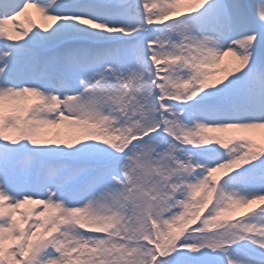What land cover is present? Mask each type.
<instances>
[{
	"label": "snow or ice",
	"instance_id": "obj_1",
	"mask_svg": "<svg viewBox=\"0 0 264 264\" xmlns=\"http://www.w3.org/2000/svg\"><path fill=\"white\" fill-rule=\"evenodd\" d=\"M0 264H264V0H0Z\"/></svg>",
	"mask_w": 264,
	"mask_h": 264
},
{
	"label": "rangeland",
	"instance_id": "obj_2",
	"mask_svg": "<svg viewBox=\"0 0 264 264\" xmlns=\"http://www.w3.org/2000/svg\"><path fill=\"white\" fill-rule=\"evenodd\" d=\"M33 18L35 19V13H33ZM229 58L226 57L225 60L227 61Z\"/></svg>",
	"mask_w": 264,
	"mask_h": 264
}]
</instances>
